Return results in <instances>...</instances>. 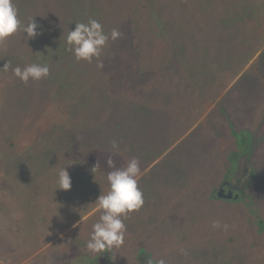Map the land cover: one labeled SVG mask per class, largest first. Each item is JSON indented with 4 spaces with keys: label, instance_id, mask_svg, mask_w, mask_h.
<instances>
[{
    "label": "rangeland",
    "instance_id": "1",
    "mask_svg": "<svg viewBox=\"0 0 264 264\" xmlns=\"http://www.w3.org/2000/svg\"><path fill=\"white\" fill-rule=\"evenodd\" d=\"M14 3L40 35L0 44V69L10 65L0 70V259L94 260L86 243L111 156L118 168L139 161L144 198L122 217L114 264H264V0ZM89 18L122 33L91 63L66 43ZM32 63L47 64L48 77L14 76ZM89 154L102 159L95 177ZM64 167L68 191L57 184ZM226 180L242 183L243 198L216 197Z\"/></svg>",
    "mask_w": 264,
    "mask_h": 264
},
{
    "label": "clouds",
    "instance_id": "2",
    "mask_svg": "<svg viewBox=\"0 0 264 264\" xmlns=\"http://www.w3.org/2000/svg\"><path fill=\"white\" fill-rule=\"evenodd\" d=\"M40 27L32 18L26 24H22L18 17V9L14 0H0V44L13 36L17 31L26 34L25 39H34L40 35L37 29ZM122 33L113 28L105 34L103 25L96 19L89 18L87 22L75 23L74 30L68 31L66 43L77 61L91 63L98 59L102 51L108 46L109 40L116 41ZM10 67L5 64L0 70L7 71ZM98 68L103 67L102 62L97 63ZM13 74L21 82L29 80L38 81L47 78L50 72L47 64L32 63L23 68L17 66L12 69ZM116 141L111 142V149L118 150ZM107 166L111 171L106 174L108 191L100 194L94 205L101 210L97 222L92 226V233L86 243V250L92 254L103 253L123 245L126 233V225L123 218L139 210L144 204L143 192L138 187L140 165L136 158H132L125 167L118 168L109 156ZM99 170V164L91 171ZM58 189L68 191L71 188V178L66 168H61L57 173ZM57 189V190H58ZM213 228H219L218 222H213ZM227 227L226 225L224 226ZM157 264H166L164 259H159Z\"/></svg>",
    "mask_w": 264,
    "mask_h": 264
},
{
    "label": "flooded vegetation",
    "instance_id": "3",
    "mask_svg": "<svg viewBox=\"0 0 264 264\" xmlns=\"http://www.w3.org/2000/svg\"><path fill=\"white\" fill-rule=\"evenodd\" d=\"M217 192L222 193V195H217L216 197L226 199V200H236L243 198V193H242V183L240 185H235L234 183H231L230 181L226 180L223 182L219 188L216 189ZM82 255H78V254ZM85 252H78L75 253L72 257L70 253H64L63 255L60 256L59 259H57L55 264H114V262L111 261L112 253L111 251L103 252V253H98L97 255L94 256V260L88 259L84 257L83 255ZM91 254V253H88ZM89 256V255H85ZM76 259V261H75ZM140 262V261H139ZM143 264H150L149 259L142 260L141 261Z\"/></svg>",
    "mask_w": 264,
    "mask_h": 264
},
{
    "label": "trees",
    "instance_id": "4",
    "mask_svg": "<svg viewBox=\"0 0 264 264\" xmlns=\"http://www.w3.org/2000/svg\"><path fill=\"white\" fill-rule=\"evenodd\" d=\"M59 102V101H58ZM61 104L65 107L66 106V104L65 103H62L61 102ZM56 127H57V125H56ZM241 138H242V136H238V139L240 140V142H242L241 141ZM167 149H168V147L166 148V150L164 151V153H166V154H169L170 152H168L167 151ZM52 153V155L53 154H55V153H57V151H55V152H51ZM61 155L63 156V159H65L66 158V155H65V153H61ZM58 156H59V154L57 155V156H55L56 158H58ZM32 161H38V159L37 158H34V159H32ZM31 161V162H32ZM85 161H86V167H87V170H88V173H89V175H90V177H95V175H96V173H97V171H94L93 173H92V171H91V169L95 166V165H97V163L99 164L100 162H102V159H100L99 157H97V156H95L94 154H89L88 156H87V159H85ZM100 168V167H99ZM246 178V177H245ZM245 178H243L242 179V181H244V179ZM229 181V180H228ZM234 184H237V185H240V183H237V182H234ZM77 185V184H76ZM75 185V186H76ZM74 186V187H75ZM20 188H21V186H20ZM46 189H49V192L51 191V189L49 188V187H46L45 189H44V192H45V190ZM75 242H76V240H75ZM74 242V243H75Z\"/></svg>",
    "mask_w": 264,
    "mask_h": 264
},
{
    "label": "crops",
    "instance_id": "5",
    "mask_svg": "<svg viewBox=\"0 0 264 264\" xmlns=\"http://www.w3.org/2000/svg\"><path fill=\"white\" fill-rule=\"evenodd\" d=\"M153 164V163H152ZM34 256V255H33ZM0 264H6V262L2 259H0Z\"/></svg>",
    "mask_w": 264,
    "mask_h": 264
},
{
    "label": "bare ground",
    "instance_id": "6",
    "mask_svg": "<svg viewBox=\"0 0 264 264\" xmlns=\"http://www.w3.org/2000/svg\"><path fill=\"white\" fill-rule=\"evenodd\" d=\"M206 16V15H205ZM249 33V32H248ZM251 41V40H250ZM234 159V158H233Z\"/></svg>",
    "mask_w": 264,
    "mask_h": 264
}]
</instances>
